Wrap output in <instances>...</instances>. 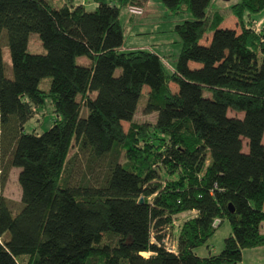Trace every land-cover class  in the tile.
<instances>
[{
	"label": "trees",
	"instance_id": "1",
	"mask_svg": "<svg viewBox=\"0 0 264 264\" xmlns=\"http://www.w3.org/2000/svg\"><path fill=\"white\" fill-rule=\"evenodd\" d=\"M147 1L94 0L87 11L73 0H0V187L16 168L20 188L14 215L0 196V264H241L244 250L264 247V0L231 5L239 32L219 28L212 0H159L192 17L174 26L171 73L153 52L121 51L120 8ZM30 33L43 54L27 52ZM144 86L153 123L132 121ZM45 101L52 126L27 132ZM77 157L100 175L71 184ZM191 212L168 250L163 230ZM224 221L222 250L197 256Z\"/></svg>",
	"mask_w": 264,
	"mask_h": 264
},
{
	"label": "rangeland",
	"instance_id": "2",
	"mask_svg": "<svg viewBox=\"0 0 264 264\" xmlns=\"http://www.w3.org/2000/svg\"><path fill=\"white\" fill-rule=\"evenodd\" d=\"M49 4L55 7H59L62 2L66 0H46ZM109 1V0H107ZM237 0H212L210 8L213 10H218L223 16L224 20L219 28L224 29H237L235 23L236 19L231 14L230 7ZM75 3H81L84 5L87 11H93L96 7L94 0H73ZM136 11V10H135ZM138 13L133 14L132 10L128 7H121L119 13V22L123 30V44L121 51L127 52L131 50H152L157 53L168 73L173 72L175 68V63L177 55L180 50V39L179 36L174 31V26L176 24L182 23L184 20L192 19L190 14L183 15H172L159 0H148L145 7L138 9ZM262 12L259 16H262ZM261 18V17H260ZM263 24L258 26L260 28ZM237 32L239 30L237 29ZM211 33L205 34L204 38L201 40L202 44L206 43V39H210ZM27 52L31 54H43L45 52L40 38L36 33H30L27 39ZM1 56L4 65L5 76L11 78V62L9 51L6 45V40L4 33L1 36ZM88 59L86 57H78L76 63L79 65H87ZM198 66V64H193ZM192 65V66H193ZM50 85V78H43L39 84L38 88L41 91H47ZM169 88L172 92L177 91V86L173 83H169ZM149 88L144 86L142 88V95L138 101L137 108L132 118L133 122L136 123H153L156 118V113H145L144 107L146 104V93ZM208 95V94H205ZM85 111H82V115ZM228 116L242 117L241 114H236L233 112H228ZM54 115L52 113V107L48 101L42 108L39 109L38 113H35L32 119L25 125V130L27 132H33L37 135L42 134L47 131L53 123ZM127 122H122V128L124 131L128 128ZM264 142V136H263ZM246 141L243 139V151L246 152ZM75 150L72 149L70 154ZM85 161L83 157H77L72 166H69L68 173L71 184L76 183L78 180L84 178L94 179L96 176L100 175L101 170L94 166L91 173L84 167ZM18 169L10 168L7 180L0 187V196L4 198L14 215L16 211L20 209V188L17 182ZM86 176V177H85ZM191 214H181L174 221L171 227L165 228L163 231L166 235L165 244L170 247L175 246L176 236L178 234L180 224L189 218ZM264 233V226L262 229ZM231 233L230 225L227 221H224L215 231V233L208 240L207 244L194 250L197 256L207 257L211 254H218L222 248L224 239ZM255 251H250L249 249L243 251V261L244 264H264L263 259L259 260L252 257ZM262 256V251L260 252ZM143 257H147L148 254H142ZM264 258V257H263ZM261 260V261H260Z\"/></svg>",
	"mask_w": 264,
	"mask_h": 264
},
{
	"label": "crops",
	"instance_id": "3",
	"mask_svg": "<svg viewBox=\"0 0 264 264\" xmlns=\"http://www.w3.org/2000/svg\"><path fill=\"white\" fill-rule=\"evenodd\" d=\"M139 11L138 10H136L135 12H133L132 11V13L133 14H136V13H138ZM261 17V18H260ZM256 20H257V27L258 26H260L261 24H264V14L262 15V16H256ZM235 25H236V23H235ZM238 29V28H237ZM237 29H235L236 31H237ZM148 51H150V52H153V53H155L154 51H152V50H149V49H147ZM156 55H158L157 53H155ZM159 56V55H158ZM160 57V56H159ZM161 58V57H160ZM162 60V59H161ZM189 214H191V215H193L194 214V212H191V213H189ZM250 251H255V252H253V254H252V257H255L256 256V259L257 260H259V258H261V259H263V261H264V247H259V248H254V249H249ZM245 251V250H244ZM262 251V256H260L261 254H260V252ZM243 252H242V261H241V264H244V261H243ZM261 261V260H260Z\"/></svg>",
	"mask_w": 264,
	"mask_h": 264
},
{
	"label": "built area",
	"instance_id": "4",
	"mask_svg": "<svg viewBox=\"0 0 264 264\" xmlns=\"http://www.w3.org/2000/svg\"><path fill=\"white\" fill-rule=\"evenodd\" d=\"M133 12H135V10H132ZM168 250H170V251H173L174 250V248L173 247H170V246H168Z\"/></svg>",
	"mask_w": 264,
	"mask_h": 264
},
{
	"label": "water",
	"instance_id": "5",
	"mask_svg": "<svg viewBox=\"0 0 264 264\" xmlns=\"http://www.w3.org/2000/svg\"><path fill=\"white\" fill-rule=\"evenodd\" d=\"M142 202V200H140V203ZM217 224V222H215V225Z\"/></svg>",
	"mask_w": 264,
	"mask_h": 264
}]
</instances>
